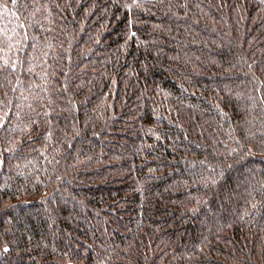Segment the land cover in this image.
Returning <instances> with one entry per match:
<instances>
[{
    "label": "trees",
    "instance_id": "obj_1",
    "mask_svg": "<svg viewBox=\"0 0 264 264\" xmlns=\"http://www.w3.org/2000/svg\"><path fill=\"white\" fill-rule=\"evenodd\" d=\"M264 264V0H0V264Z\"/></svg>",
    "mask_w": 264,
    "mask_h": 264
},
{
    "label": "built area",
    "instance_id": "obj_2",
    "mask_svg": "<svg viewBox=\"0 0 264 264\" xmlns=\"http://www.w3.org/2000/svg\"><path fill=\"white\" fill-rule=\"evenodd\" d=\"M67 264H85L84 262H76V263H67Z\"/></svg>",
    "mask_w": 264,
    "mask_h": 264
},
{
    "label": "rangeland",
    "instance_id": "obj_3",
    "mask_svg": "<svg viewBox=\"0 0 264 264\" xmlns=\"http://www.w3.org/2000/svg\"><path fill=\"white\" fill-rule=\"evenodd\" d=\"M72 263H76V262H84V261H71ZM69 262V263H71ZM85 263V262H84Z\"/></svg>",
    "mask_w": 264,
    "mask_h": 264
}]
</instances>
